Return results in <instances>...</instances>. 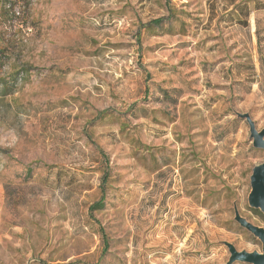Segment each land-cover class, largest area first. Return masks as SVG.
<instances>
[{
  "label": "rangeland",
  "instance_id": "obj_1",
  "mask_svg": "<svg viewBox=\"0 0 264 264\" xmlns=\"http://www.w3.org/2000/svg\"><path fill=\"white\" fill-rule=\"evenodd\" d=\"M10 1L0 264H227L224 243L262 253L235 210L264 228L248 203L264 150L239 117L264 129V10L244 27L223 19L245 0ZM165 87L185 95L148 106L176 118L160 141L138 106ZM160 146L174 162L162 172ZM106 164L104 207L92 214Z\"/></svg>",
  "mask_w": 264,
  "mask_h": 264
},
{
  "label": "water",
  "instance_id": "obj_2",
  "mask_svg": "<svg viewBox=\"0 0 264 264\" xmlns=\"http://www.w3.org/2000/svg\"><path fill=\"white\" fill-rule=\"evenodd\" d=\"M240 118L247 121L250 128V139L253 147L264 150V129L258 131L255 123L250 115H239ZM251 193L248 198L249 206L253 209H258L264 214V163L256 166L250 178ZM235 221L254 237L261 241L263 245L262 253L238 251L236 247L230 243H224L230 253V258L227 264H235L237 262L246 264H264V228L257 227L244 219L238 210H235Z\"/></svg>",
  "mask_w": 264,
  "mask_h": 264
},
{
  "label": "crops",
  "instance_id": "obj_3",
  "mask_svg": "<svg viewBox=\"0 0 264 264\" xmlns=\"http://www.w3.org/2000/svg\"><path fill=\"white\" fill-rule=\"evenodd\" d=\"M166 88L167 87H165L163 90H160V93L162 94L160 96V100L157 99L155 102L150 100L148 104L142 103L138 106L141 110V113L144 114L143 116H139L137 120H146L154 124H160L159 133H156L157 131L151 129L150 127L146 128L144 125H142L143 127H145V129H147L151 138L160 139V141H162L168 136L169 132L167 129L175 125L176 118H174L173 115L170 112H168L167 109L165 110L162 107H160V109H152L148 106L153 104H160V106L167 107L170 105L173 107L174 106L177 107L178 100L185 95V93L179 94L180 93L179 89L176 88L166 89ZM137 140L138 137L133 139V143L136 144ZM170 153L172 152L167 150V148L160 146V172L167 169L168 167H172L174 162L172 160V156L169 155Z\"/></svg>",
  "mask_w": 264,
  "mask_h": 264
},
{
  "label": "trees",
  "instance_id": "obj_4",
  "mask_svg": "<svg viewBox=\"0 0 264 264\" xmlns=\"http://www.w3.org/2000/svg\"><path fill=\"white\" fill-rule=\"evenodd\" d=\"M4 2L5 4H2L1 10H0V17L1 18H7L9 16L14 17L16 19V13H15V5L11 3L10 0H0V2ZM231 7H233V10L226 14L225 18L223 19L225 22H229L231 24L239 25V26H248V17L253 11L258 10H264V1L262 0H245L241 1L238 4L232 3ZM229 8H225V12H228ZM162 19H158L155 21L156 25H161ZM138 105H136L137 107ZM131 108V107H130ZM132 112V110H130ZM117 114V113H116ZM144 113H140L139 116H143ZM130 115H132L130 113ZM105 160V159H104ZM106 167L108 168V164H106ZM110 178V169H106V171L103 173V177L101 180L100 190H101V198L94 203L92 206H90L89 211L90 213H94L96 211L101 210L104 207L105 203V194H106V185ZM104 236V235H103Z\"/></svg>",
  "mask_w": 264,
  "mask_h": 264
}]
</instances>
